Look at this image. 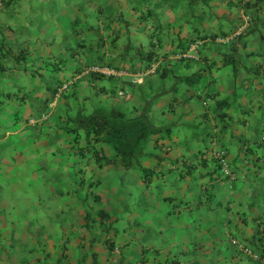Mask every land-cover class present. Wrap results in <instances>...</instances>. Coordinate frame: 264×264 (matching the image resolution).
Listing matches in <instances>:
<instances>
[{"label": "crops", "instance_id": "1", "mask_svg": "<svg viewBox=\"0 0 264 264\" xmlns=\"http://www.w3.org/2000/svg\"><path fill=\"white\" fill-rule=\"evenodd\" d=\"M259 1V4L253 8V20L250 26L242 37L231 42L232 44L224 43L220 38L233 33L244 20V9L240 0H201L194 15L187 14L185 4L182 9L175 12L169 7H159L153 10L154 18L146 22H140L134 10L127 11V18L134 20L135 31L145 38L152 33L150 30L156 29L155 25H159L156 32L162 33L157 32L156 36L154 33L151 36V43H158L157 40L160 39L163 51L171 53L174 50L175 54L169 58H176V61L169 62L167 65L169 68L183 74H196L197 77L200 76L199 82L206 86L198 92L186 89L183 98L179 94L169 100V106L173 105L174 110L171 109L172 113H169L166 124L173 125V135L163 143V149L167 154H163L159 161L156 159L155 163H152V166H158L157 170L160 172H167L165 179L169 176L176 183L184 182L182 184L187 185V190L181 194L175 190H172L170 194H163L160 204H157L160 200L155 201L156 197L150 196L148 191L140 193L144 199L151 198L155 203L151 207L140 205L137 209L140 215L138 220L144 219V225L139 228L140 232H136L137 238L130 241L125 237V240L128 239L126 243L115 244V248L112 249L113 252L118 250V260L115 264L140 262L145 253L143 244L139 240L144 238L143 234L151 226L159 236H154L149 241L152 246L150 248L147 246L149 252L146 254L145 264L165 263L172 258L180 261V264L251 262L234 246L232 241L235 236L264 253V174H262L264 173V0ZM233 2L236 3L231 6ZM123 7L130 8L128 4ZM214 14L223 19V25L216 22ZM188 18L195 19L198 23L197 29L190 27L186 22ZM4 25L11 30L12 27H16L14 19L9 18L7 14L4 17L0 15V26ZM9 29L5 28L8 37L11 33ZM13 34L15 36L11 37L13 39L11 41L17 44L15 31ZM194 40L199 41L200 47L197 51L190 49L184 54L192 58L185 64L178 60L181 59L182 49L178 50L182 47L181 43L188 46ZM33 46L35 45H30L29 48H34ZM15 48L18 50L17 45ZM187 49L185 47L183 51ZM119 52L120 50H116L115 55L117 56ZM117 60L121 65L119 71H125V73L101 81L88 78L87 74H84L86 69L93 66L92 63L84 64L80 61L82 63L80 65L78 61H71L68 63V70L59 71L57 75L62 84L70 81L75 84H72L64 95L58 94L49 100L47 98L50 92L47 88L57 86L54 80H50L49 77L43 83L38 80H22L26 86L24 92L28 91L31 99L28 98V101L23 104L12 100L10 101L11 109L7 113H0V181L5 182V185L0 183V195L14 197L13 194L17 189H9L7 187L9 181L13 176L19 179L24 173L30 175L33 163L36 164L38 173L44 172L47 165H51L53 161V167L58 163L68 164L67 166L70 167L68 174L70 171L74 174L71 178L65 177V184L68 186V182L80 178L81 169L85 171L88 164L90 169H94V153L89 154L90 158H80L77 150L70 149L72 143L68 140L61 139L50 143L46 133L50 130L54 131L56 125H64L68 112L71 110L70 113L74 114L83 98L89 99L91 105L88 103V107H94V100L100 103L102 95L108 97L110 103L116 104L114 98H110L112 93L127 91L130 81L143 82L145 73L147 76L152 75L157 67L154 63L149 68L140 62L133 66L130 63L121 62L120 58ZM233 61L244 67L243 70L238 71L234 83H232L233 71L228 70ZM79 68L81 71H77ZM193 68L196 70L192 71ZM127 76L134 77L135 80L126 79ZM85 82L92 83L91 89L88 92H81L80 86ZM102 87H105V92L98 94ZM206 91L212 93L205 95ZM66 94L76 95L78 101L72 97H66ZM211 95L213 99L209 100L210 109L206 110L203 99ZM224 99L228 101L229 108L227 112L225 111L227 116L222 121L217 114L223 110L217 108V104ZM16 108H18L17 111ZM40 113L49 114L50 121L47 124L42 122L36 126L31 125L29 120ZM185 127L197 128V137H191ZM82 145L86 146V142L82 141ZM49 148L66 150L67 153L58 152L56 156L51 155L53 158L48 160ZM219 150H224L227 154L231 172L229 176L218 175L215 154ZM106 152L109 154L108 150ZM70 159L72 162L68 163ZM187 165H195L194 171L183 178L179 176L178 171L180 168L186 170ZM108 168L110 166L102 169ZM102 169L96 170L98 176ZM81 176L86 180L92 177L89 171ZM129 182L127 179L121 182L118 189L123 190L122 188L131 187L137 183L134 181L130 182L132 185H129ZM228 182L231 183V191L224 187V184ZM214 183L215 186L212 187L211 192L208 187ZM19 186L18 191L23 192L24 183ZM71 188L75 189V187ZM170 189L172 188L168 186V190ZM57 190L56 188L55 193ZM66 191H62L61 194ZM86 192L88 194V190ZM173 192L176 193L173 194ZM64 196L68 195L64 194ZM69 197L62 200L65 202L64 205L68 204L64 208L77 206L79 201L82 203L81 197L73 194ZM84 197L85 194H83ZM123 198L125 199V196ZM166 198H172V200L166 201ZM182 200L186 206L184 209L177 208L176 205ZM167 202L174 204L167 206ZM14 207L15 205L12 209H15ZM17 207L19 208V205ZM140 212H143V215ZM171 219L174 223L172 228H169L167 221ZM134 241L136 244H133ZM123 245L128 246L126 252L122 251ZM190 251L192 254L188 256ZM93 253L99 256L97 250ZM112 262L110 260L109 263ZM99 264H101L100 259Z\"/></svg>", "mask_w": 264, "mask_h": 264}, {"label": "trees", "instance_id": "2", "mask_svg": "<svg viewBox=\"0 0 264 264\" xmlns=\"http://www.w3.org/2000/svg\"><path fill=\"white\" fill-rule=\"evenodd\" d=\"M122 0H2L3 5L0 6L2 14L9 18H13L16 23V27H12V31L16 33V45L18 50L15 48V43L12 42L10 37H8L5 27L0 26V113H7L10 108V101L14 100L16 103L23 104L28 101L30 94L28 91L24 92L25 84H23L24 79H29L31 81L45 82L47 78L54 80L57 86H50L49 99L55 98L58 94L64 95L69 91L72 84L68 89L60 92V88L63 84L60 82V78L57 75L59 71H67L68 63L71 61H83L92 63L94 65L109 66L113 69L120 70L121 65L118 64V58L121 62L130 63L135 66L137 62L146 64L147 67H152L153 61L157 60L159 65L155 69L157 77L159 76L161 82V90L156 91L155 95L151 97V102L148 103L142 109H133L137 112V115L131 120L126 119V114L120 111V105L112 104V107L108 112H104L96 107H88L89 99L83 98L82 102H79V107L74 114H69L65 118L64 125H56V129L51 132L47 131V139L49 142L60 141L61 139L65 141L68 140L72 143V150L78 151L80 158H87L90 153L89 150L93 148L94 154L93 159L98 166H105L107 164H114L116 167H123L128 171L139 170L141 176L152 180L153 173H157V169L152 170V168L146 166L143 162L146 158H157L160 160V156L156 152V148H159L158 144L162 145L165 141L169 140L173 135V125L172 124H162L159 125L155 123L152 119L151 112L156 103L161 99L165 98L168 92H179V87L177 84H194L198 82L200 76L197 77L196 74L188 75L182 72L176 71L169 68L167 65L169 62L173 63L176 58H169L174 55L175 52L172 50L163 51V46H161V41L158 39V43H151V36L156 32L159 25H155L156 29L150 30L152 33L148 34L146 37L147 46L142 42H134L131 33L136 30L133 27L134 20H129L128 10L132 9L135 11L136 18L140 22L150 21L154 18V9L169 7L171 11H178L182 9L185 5L189 6L187 0H125V2L130 6V8H124L121 4ZM186 1V2H185ZM192 4L200 3L201 0H190ZM244 13L253 20L252 11L250 9L255 8L259 4V0H240ZM92 2L94 5H88ZM208 3V2H206ZM236 2H233L231 6H234ZM209 5V3H208ZM63 11L70 12V15H63ZM191 11V8H190ZM195 9L191 11L194 15ZM186 22L190 25L192 29H197V22L191 19H187ZM241 21L239 25L243 24ZM146 28V27H145ZM45 29V30H43ZM198 34V33H197ZM26 37V39L21 40L20 37ZM141 35V34H140ZM35 38L34 48H29V41ZM123 41V42H122ZM174 42V40H173ZM199 41H193L189 43L188 46H184L181 43V60L185 64L191 61V57L184 56L194 44H198ZM232 44L231 42H227ZM55 47L50 48V45ZM157 44V46H156ZM186 44V43H184ZM187 50L183 51L184 49ZM200 47V45H199ZM147 48V50H145ZM120 50V54L115 55V51ZM177 51V52H178ZM197 51V50H196ZM179 53V52H178ZM117 57V59L115 58ZM237 70V67L234 68ZM77 71H81L79 68ZM86 76L93 80L101 81L104 79H112L115 76H106L104 74H98L95 72L88 73ZM21 78V79H20ZM168 80L171 81V87H164V83ZM27 81V80H26ZM147 82L149 92L154 91L153 84L156 81L149 80L145 78L143 82ZM75 84V82H74ZM73 84V85H74ZM128 88V93H135L136 83L130 82ZM98 92H105V87L100 88ZM24 93H20V92ZM127 91H122V95H125ZM121 94V93H120ZM119 93L114 94L116 97H120ZM143 95V92H141ZM120 95V96H119ZM128 95V94H127ZM66 97H72L74 100L78 101V97L72 94H66ZM213 96H205L203 99V104L207 109H210L208 101L211 100ZM31 99V98H30ZM46 99V101H47ZM81 101V100H80ZM227 100L218 102L217 108L223 111L218 113L217 116L223 121L226 118L227 113L225 109L229 108L227 106ZM89 103V104H88ZM100 103H105L101 101ZM210 104V103H209ZM172 110L173 105L169 106ZM18 108H16V111ZM209 111V110H208ZM43 114V113H42ZM41 114V115H42ZM40 115L33 116L34 118H39ZM48 119V118H47ZM30 121V120H29ZM37 124H35L36 126ZM53 134V139L51 140L50 134ZM70 139V140H69ZM82 141L86 142V146L82 145ZM154 143V144H153ZM100 145V148L97 147ZM109 149L110 153L107 154L106 150ZM50 155H56L61 150L48 149ZM71 160V159H70ZM68 162H72V161ZM54 162L51 165H47L46 169L53 167ZM76 164V163H74ZM61 165L65 170H69L70 167L65 163H58L57 167ZM195 165H187L186 170L180 168L178 171L179 176L183 178L194 171ZM217 170L218 175L224 176L222 172V165L219 160H217ZM188 168V169H187ZM62 173V174H61ZM167 172L157 173L159 179H165ZM56 176V175H55ZM65 176L63 172L57 170L56 183L58 184V179ZM67 179L74 176L72 171L66 174ZM151 176V178H150ZM65 178V177H64ZM82 180V179H81ZM80 178L76 181L81 182ZM130 182H134V179H129ZM129 182V185H132ZM65 185V181L63 183ZM66 186V185H65ZM214 184H210L208 190L213 191ZM76 189V188H75ZM62 188L58 189L57 192L61 194ZM119 195H123V191L120 190ZM172 198H166V201H171ZM146 199H142L139 204L143 205ZM183 200L181 201V203ZM185 203V202H183ZM139 205V207H140ZM86 215L90 219V224L94 222H110L109 226L112 227L115 237L120 235V232L113 229V222L116 223L120 220L121 216L116 217L115 220L112 219V215L115 213H109L104 209L96 211V217L87 210ZM143 215V212H140ZM117 216V213H116ZM121 221V220H120ZM133 223V222H132ZM137 225V230L144 225L143 220H134ZM100 225V224H99ZM102 228V236L97 240H105L115 248V242L108 240L106 235L109 234L108 225ZM122 229L127 230L131 237L135 236V232L131 229V223L128 221ZM233 239L239 240L238 237H233ZM242 241V240H240ZM242 243L246 244L245 241ZM246 246H248L246 244ZM144 250L147 254L149 251ZM192 251L188 252V256L191 255ZM241 252H243L241 250ZM94 254V253H93ZM250 261L252 258L247 255ZM146 258L140 260L141 263L146 262ZM59 263L62 260H58ZM140 263V264H141ZM94 264H99V256L94 255ZM139 264V263H136ZM157 264H180V261L172 258L165 263L158 262ZM257 264V262H255Z\"/></svg>", "mask_w": 264, "mask_h": 264}, {"label": "rangeland", "instance_id": "3", "mask_svg": "<svg viewBox=\"0 0 264 264\" xmlns=\"http://www.w3.org/2000/svg\"><path fill=\"white\" fill-rule=\"evenodd\" d=\"M187 1V4H189V6L185 5V10L187 14H189L191 13V11H193V9L197 8L198 3L192 4L190 0ZM121 4L122 6L127 5L124 0L121 1ZM88 5L94 4L90 2L88 3ZM2 10L3 9H0V15L4 17V15L2 14ZM250 11L253 12V9H250ZM63 12V15L67 13V15L65 16L70 15V12ZM214 18L217 23L223 25V19L217 17L216 14H214ZM4 27L6 29H9V27L5 25ZM9 32H11V39V37L15 36V34H13V31L11 29H9ZM20 39H26L25 35L24 37L21 36ZM28 41L29 46L35 45L33 39H30ZM54 45L55 44L50 45V48L54 47ZM157 62V60L153 61L155 65H157ZM230 65L231 67L228 68V70L230 72L233 71L234 76L232 79V83H234L238 71L243 70L244 67L243 65L234 63V61L231 62ZM235 67L238 68L237 71L234 70ZM153 76L157 77V74L152 73V75L146 76L145 78L152 80L151 78ZM158 79L160 81L159 76ZM229 80L231 81V76ZM199 81L195 82L194 84H177L179 87V92H168L166 97L161 98L153 107L150 115L153 121L159 125L166 124L169 118V113H172L171 108L169 107V100L173 99L174 95L178 96L179 94L183 98V93L186 89H191L194 92H198L206 86L202 85ZM91 86L92 83L85 82L81 84V92H88L91 89ZM129 87L130 86H128V88ZM209 93L212 92L206 91L204 94L209 95ZM127 94L128 90L124 96H127ZM120 95L122 96V94ZM121 96L116 97L112 93L110 98H114L117 104V101L121 99ZM104 102L110 103L109 99ZM208 102L210 103V101ZM209 103L206 106L209 107ZM157 111L159 112V116L155 115V112ZM225 111L227 112L228 109H225ZM41 114L42 113L38 115L41 116ZM45 116H47L48 119H40V121L36 124L42 122L47 124L50 121L51 117L46 113ZM161 117H163L164 119H160ZM29 123L33 125L30 121ZM185 129L189 132L191 137H197V128L185 127ZM50 138L51 140L53 139V134H50ZM49 140L50 139H48V142ZM52 142H54V140ZM158 146L159 148H156L157 154L160 157H162L163 154L166 155L167 152L163 149L164 144H158ZM99 148L100 145L97 147V149ZM107 150L110 153V150ZM89 151L90 153H94L93 148H91V150ZM65 153H67L66 150H61V154ZM89 154L87 155V158H90ZM51 158H53L51 157V155L48 156V160H51ZM156 159L146 158L143 163L154 170L158 167L157 165L152 166V163H155ZM35 165V163L32 164V171L29 172L30 175L24 173L19 179H16L17 177L13 176L9 181L7 187L12 190L17 189L13 194L14 197L0 195V203L2 202V204L7 206L6 207L0 204V264H94L93 252L96 250L99 253L101 264H115L118 260V250L113 252L112 246H110L107 241L97 240L100 236H102V228L100 225H102L103 227L108 225L109 234L106 235V238H108V240H112L117 244H124L128 239L132 241V239L138 237V234H136L135 231H137V233L140 232V230H137V225L134 223V220L138 218L140 219V215L137 212V209L140 205L139 202L144 199L143 196L140 195V193L148 191L150 196L156 197L155 201L160 200L157 203L160 204L161 199L164 197L162 196L163 194H170L172 190H175L176 192H178V194H181L184 190H187V185L182 184L184 182H182L181 184L176 183L175 181H172L169 176H166V179L161 178L159 180L160 183H158L157 181L159 177L157 173L160 172L159 170H157V173H153L152 180H148L147 178L141 176L139 170L128 171L123 167H116L114 164H107L102 167L98 166L95 160L94 169H90L91 167L88 164L86 170L83 171V169H81L80 173V180L82 179L81 175H86L87 171L91 173V178L87 180L86 178L82 179L81 182L71 180L70 182H68L69 186L68 184H65V186L63 185L65 181L64 177L67 178L66 174H68V170L62 168L61 165H59L57 169L55 166L53 170H51V167L47 169L44 167L45 171L41 173L37 172V168L35 167ZM107 166H110V168L105 170L102 169ZM23 168L25 169L26 166ZM98 169H102L99 176L96 173V170ZM57 170L63 172V174L65 175L58 179V184L56 183ZM40 174L43 175L40 176ZM131 178L134 179L137 183L133 184L131 187L122 188L123 195H119L118 192L120 190L118 189V187L121 182H125L126 179L128 181ZM20 179H22V181ZM0 183L5 185L4 181H0ZM21 183H24L25 185V189L23 190V192L18 191L20 188L19 185ZM70 186L75 187L76 189L71 188ZM168 186L172 189L168 190ZM56 188H62L63 191L67 190L64 194H67L68 196H64V194H59L58 192L55 193ZM86 190H88V194ZM175 193L173 192V194ZM70 194H73L76 197H81L82 203L79 201V204L77 206L64 208V206H68V204L64 205L65 202L62 200L70 198ZM83 194H85L84 198ZM123 196H125V199L123 198ZM145 199L146 201L144 202L143 206L151 207L152 204L155 203V201H152L151 198L145 197ZM173 204L174 203L167 202V206ZM14 205L15 209H12ZM17 205H19V208L17 207ZM176 206H178L177 208L184 209L186 203L180 202ZM122 208L124 210H122ZM101 209H104L105 211L112 214L115 213L112 215V221L115 220L116 217L121 216V221L119 220L117 223L115 221L113 222L114 231L116 232V230H118L120 232V235L117 236V238L115 237L113 231L110 230L112 229V227L109 226L110 222H104L102 224L100 222H94L90 224V219L86 215V213L88 212L87 210H89L92 216H95L94 218L99 221V219L96 217V211ZM128 221H130L131 223V230L136 234L133 237H131V235L127 233V230L122 229ZM172 223H174L172 219L169 222L167 221V227L172 228ZM164 230L166 231V227ZM154 236H159V234L156 230H152L151 226L143 234L144 238L141 241L139 240V242L143 244V250L147 249L146 251H149V248L152 246L149 241ZM125 237L128 239L125 240ZM232 242L234 244V241ZM133 244H136V242L134 241ZM246 244L255 252L264 254L262 253L263 251L255 249L251 244ZM147 246L149 248H147ZM127 247L126 245H123L122 251L126 252ZM122 251L120 250V252ZM239 252L237 254H239ZM143 258L147 259L146 253ZM58 260H62V262L59 263ZM110 260L113 262L109 263ZM140 263L141 262H139V264Z\"/></svg>", "mask_w": 264, "mask_h": 264}, {"label": "clouds", "instance_id": "4", "mask_svg": "<svg viewBox=\"0 0 264 264\" xmlns=\"http://www.w3.org/2000/svg\"><path fill=\"white\" fill-rule=\"evenodd\" d=\"M62 2H63V0H61V3ZM245 15L246 14L244 13L243 17H245ZM243 21H244L243 24L246 23L245 19ZM250 23H251V20L249 18V21L247 22L246 28L242 32V34L237 39L229 41V42H235L236 40L240 39L242 37V35L245 33V31L248 29V27L250 26ZM243 24H241V25H243ZM241 25H238L236 30ZM233 33H231V34H233ZM231 34H229V35H231ZM229 35H227V36H229ZM227 36H225V37H227ZM225 37H222V38H225ZM132 38H133L134 42H142V43L145 44V46H147V39L144 36L140 35L138 32H136L135 30L132 33ZM32 39L35 40L34 37ZM224 43H227V42H224ZM199 45H200V43H198L197 49L199 48ZM197 49H195L194 51H196ZM145 50H147V48ZM195 70H196L195 68L192 69V71H195ZM145 76H147V73H145ZM125 78L126 79H134L135 80V78L131 77V76H127ZM151 79L156 81L153 84L154 91L149 92L147 82L141 83V82L137 81L136 82L137 91L135 93H128L127 96L122 95L121 99L119 101H117V104L120 105V111H122V112H124L126 114V119L131 120L133 117H135L137 115V112L133 111V109L134 108L135 109H142L143 107H145L148 103L151 102V97L153 95H155V92L161 90V82L159 81L158 77L153 76ZM164 87H166V88L167 87H171V81L169 80V81L165 82L164 83ZM141 92H143V95L141 94ZM107 99H108V97H106V96H101L100 97L101 101H106ZM93 103H94V107H96V108H98V109H100V110H102L104 112H108L110 110V108L112 107V105H110L109 103H97L95 100H94ZM155 115L159 116V112L158 111L155 112ZM160 119L163 120L164 118L161 117ZM219 151H221V150H219ZM222 151H224V150H222ZM225 154H226V152H225ZM226 157H227V154H226ZM227 161H228L229 166H230V162H229L228 158H227ZM262 174H264V173H262ZM224 176H225V174H224ZM226 176H229V175H226ZM157 182L160 183L159 180ZM224 187L227 188L229 191H231V183L230 182L224 184ZM221 195H225V193H221ZM239 251H241V250L239 249ZM248 255L252 257V261L251 262L245 261V264H255V261L259 259V254L258 253H254L252 251H249ZM263 256H264V254H263ZM246 257H247V255H246ZM261 264H264V261H261Z\"/></svg>", "mask_w": 264, "mask_h": 264}, {"label": "built area", "instance_id": "5", "mask_svg": "<svg viewBox=\"0 0 264 264\" xmlns=\"http://www.w3.org/2000/svg\"><path fill=\"white\" fill-rule=\"evenodd\" d=\"M2 5H3V2H2V0H0V6H2ZM249 18H250L249 16L245 15L244 19H245L246 23L241 25L233 34H231V35H229V36H227L225 38H221L220 40L223 41V42H229V41L237 39L242 34V32L245 30L247 22L249 21ZM197 46H198V44L192 45L191 50L197 49ZM91 72H95V73H98V74H104L106 76L120 75V74H124L125 73V71H118V70L113 69V68H111L109 66L93 65V66L89 67L88 69H86L84 71V74H88V73H91ZM72 83H73V81L64 83L63 86L60 88V92L68 89L69 86ZM121 94H123V93L121 92ZM47 118L48 117L45 116V113H43L39 118H32L30 120V122L33 125H35L36 123H38L40 121V119L44 120V119H47ZM215 156L219 160L220 164L222 165V172L225 175H230L231 174L230 166H229V163L227 161V157H226L225 152L222 151V150L221 151H217ZM233 241H234V244L240 250H242L244 254L248 255L249 251L257 253L253 249H251L250 247L246 246V244L242 243L240 240L234 239ZM258 254H259V259L256 260L255 262H257V264H261V261H264V256H263V254H260V253H258Z\"/></svg>", "mask_w": 264, "mask_h": 264}]
</instances>
